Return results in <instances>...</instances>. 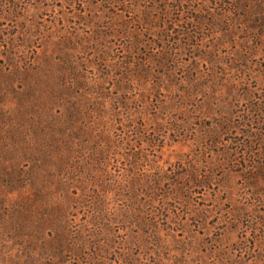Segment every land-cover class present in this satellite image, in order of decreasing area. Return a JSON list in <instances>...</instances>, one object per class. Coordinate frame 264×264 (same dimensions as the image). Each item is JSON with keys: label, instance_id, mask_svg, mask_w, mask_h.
<instances>
[{"label": "rangeland", "instance_id": "rangeland-1", "mask_svg": "<svg viewBox=\"0 0 264 264\" xmlns=\"http://www.w3.org/2000/svg\"><path fill=\"white\" fill-rule=\"evenodd\" d=\"M0 264H264V0H0Z\"/></svg>", "mask_w": 264, "mask_h": 264}]
</instances>
